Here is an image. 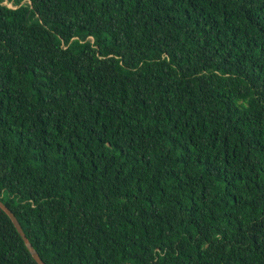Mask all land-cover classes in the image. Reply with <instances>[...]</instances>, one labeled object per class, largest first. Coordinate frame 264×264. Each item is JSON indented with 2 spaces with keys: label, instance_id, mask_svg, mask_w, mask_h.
<instances>
[{
  "label": "trees",
  "instance_id": "trees-1",
  "mask_svg": "<svg viewBox=\"0 0 264 264\" xmlns=\"http://www.w3.org/2000/svg\"><path fill=\"white\" fill-rule=\"evenodd\" d=\"M0 200L45 264H264V0H0Z\"/></svg>",
  "mask_w": 264,
  "mask_h": 264
},
{
  "label": "water",
  "instance_id": "water-1",
  "mask_svg": "<svg viewBox=\"0 0 264 264\" xmlns=\"http://www.w3.org/2000/svg\"><path fill=\"white\" fill-rule=\"evenodd\" d=\"M0 208L10 217L13 224L17 228L18 232L20 233L21 237L23 238L25 245L27 246L28 250L32 254V257L38 264H45V262L42 260L38 252L34 249L33 245L30 243L29 239L26 236L25 231L23 230V227L21 226L20 222L18 221L15 214L0 200Z\"/></svg>",
  "mask_w": 264,
  "mask_h": 264
},
{
  "label": "rangeland",
  "instance_id": "rangeland-1",
  "mask_svg": "<svg viewBox=\"0 0 264 264\" xmlns=\"http://www.w3.org/2000/svg\"><path fill=\"white\" fill-rule=\"evenodd\" d=\"M5 4L8 5L9 7L14 8L13 4L12 3H9L8 1H6Z\"/></svg>",
  "mask_w": 264,
  "mask_h": 264
}]
</instances>
